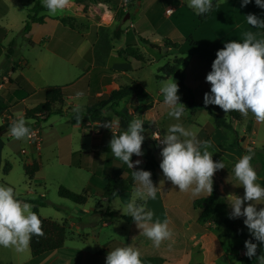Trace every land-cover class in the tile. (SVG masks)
Segmentation results:
<instances>
[{
	"label": "rangeland",
	"instance_id": "obj_1",
	"mask_svg": "<svg viewBox=\"0 0 264 264\" xmlns=\"http://www.w3.org/2000/svg\"><path fill=\"white\" fill-rule=\"evenodd\" d=\"M34 1L35 0H0V22L3 21L8 25L7 33L4 28H0V101L2 99V102H4L3 106H0V109L3 110L0 115L2 122L0 131L4 130V132H1L4 143H7V141L13 138L9 137L7 135L8 132L5 131L9 129L10 123L16 119V114L20 112L24 114V110L22 109L24 107L29 108L33 105L32 103L34 100H30V97L28 98L32 86L27 77L30 78L32 85L36 88L46 85H65L75 80L77 82L82 78V84L89 85L87 90L89 97L85 95L83 98L84 101L88 98V102L86 101L84 103L83 111L92 107L103 108L107 106L110 102L109 98L106 99V97H102L101 99L98 98V96H100L101 93L108 96L111 89L129 84L132 81L139 83L150 93L151 98L148 100L134 97H127L128 99L121 100L115 108L119 116L111 111H106L103 113H108L109 117H102V113L99 117L93 118L95 122H100L102 124L99 133H103V135L99 134L93 138L92 144H94V147H92V149L95 150L96 146H105L107 151L104 155L106 157L112 155L109 142L113 133L118 134L124 131V128H127V122L133 119L138 118L145 120L142 124L144 129L142 134H146L144 135V145H148L151 149H155L160 143L158 140L154 139L153 136L148 137L147 134L150 133L153 135L154 131L163 134L166 132L168 126L173 123H181L186 129L195 132L199 139H202L205 132H209L210 128H215L212 118L202 109L204 107V105H202L204 93L210 91V83L207 82L205 78V82H200V78L206 77V74L211 71L210 66L205 62V58L202 55L193 53L183 54L186 63L180 65V68L184 70L182 72L185 78V84L191 90L192 99L196 104L193 106V112L190 113L191 108L182 97L180 102L185 105V109L179 120L167 114L168 107L164 104L163 96L160 94L159 89L163 83L171 81L174 77L169 76L162 80L155 76L156 74H161L159 69L163 65L170 63L174 55L179 51H186V49L190 47L187 42L183 44L170 42L163 37L159 30L161 21L166 15L163 6H158L154 9L147 8L145 4H142L140 7L135 6L134 9H131L129 18L124 19L129 9L128 0H126L127 4L125 6L120 7L117 5L115 10L109 14H105L91 7L88 2L84 6H81L79 5L80 0H68V9L66 11L68 13L65 14V16L80 34L68 33L64 35L58 30L52 40L46 39L41 44L30 45V39L27 40L24 38L19 34L18 30L22 25V21L25 19L26 8H30ZM39 1L42 3V0ZM72 12H78L79 14L75 13L74 15ZM146 17L150 18L153 27H157L159 31L145 32L147 36H144V39L146 40L143 39L139 42L134 37L133 29L130 27V31L128 30L126 32V27L123 30L125 21H127L126 26H129V22L134 23L135 18L143 21ZM152 20H155V22L153 23ZM40 27H42L40 29L48 28L45 25H40ZM115 27H120L121 29V34L118 39L113 36V29ZM10 40L15 41L12 47L14 48L13 55L7 53L8 42ZM95 43L96 52L95 55H93L92 48ZM127 43H136L138 45L143 54L142 61L128 58L124 53V56L122 55L123 48ZM109 47H111L110 51H112L110 56L107 53ZM92 57L93 64L89 67L92 63ZM26 60L31 64L30 68L25 67L27 64ZM86 69L87 71L84 72ZM78 77H80V79H78ZM104 88L105 91H102ZM25 92L27 94H25ZM178 95H180L179 91ZM65 99L70 100V108L73 109V105L77 102V97H73L72 99H68V97L64 98L60 105L61 109H63L64 104L66 105L67 102H69ZM207 106L220 115L226 114V112L217 105L209 104ZM142 110H146V117L141 114ZM154 112L156 113L155 119L152 118ZM108 119L118 120L120 124H114L113 127L109 129L103 126L104 121ZM69 122V117L60 116L58 114L49 115L41 122L42 133L44 135L42 163L37 177L31 180L32 182H30L25 175L23 170L24 163L22 164V159L19 157L21 148H26L25 139L17 140L12 143L11 147L4 148L7 152L9 151L8 155H10V158L20 164V169L17 168L11 173L13 179V184L11 186H13L17 192L18 198L22 201L28 198L40 200L41 196H39V194L44 193L45 196L42 198L46 204L42 206L41 212L44 216L46 215V218L53 217L52 213L55 209H58L59 214L64 216H66V214L75 216L72 220H75V222L80 225V228L83 229L84 225L87 224L86 221H88L89 216L83 213L82 209L90 207L95 202H98L102 209L108 207L110 210H118L123 213V209L131 198L136 186L130 189V183L133 180L132 174L126 176L121 173L120 178L111 180L105 188L89 196L88 202L85 205L77 204L66 198L60 197L57 193V189L60 185L68 189H70L69 187L78 189V191H76L77 193H86L80 190L83 180L88 176L86 170L73 167L70 169L66 164L69 160L67 152L69 151V144H66L67 139L65 136L71 131ZM29 125H33L32 121ZM94 125H96V123H94ZM220 132L221 130L219 129L211 134L213 142L218 141L219 134H221ZM9 135H11V133ZM34 137H36L35 134L31 138ZM230 138L231 137H229V139ZM58 142L60 143L58 144ZM73 144L80 145V147L84 149L91 145V138L86 137L80 140L74 137ZM54 145H56L57 148L60 147V150L63 151L60 154V157L63 159L61 162H59V158L55 156L56 154L53 155L52 147ZM144 145H141V147H145ZM23 150V153L20 154L24 155L26 150ZM209 151L213 152L212 159L214 161L221 159L225 163L226 168L217 170L214 173L215 175L218 174L217 176L220 177V181L225 180L227 177L226 173H233L232 164L224 157L215 153L212 148H209ZM133 157L139 159L136 155H133L131 159ZM117 160L114 159L116 168L112 171L106 168V171L113 176H117ZM3 165L4 163L2 164V168ZM119 169L124 172V166ZM212 179L215 180L214 177H212ZM217 186L219 191L223 193L221 190L222 186L218 183ZM28 188L34 190L37 195L33 193L28 194ZM114 188L127 189V192L114 197L111 202H107L106 197ZM101 195L104 198H102ZM261 205L264 204H260V206ZM78 219H81V221L79 222ZM220 227L224 228L223 226ZM246 231L248 235H250L247 228ZM234 240L240 241L241 239L234 238ZM258 248L262 251L260 245ZM251 264H256V258Z\"/></svg>",
	"mask_w": 264,
	"mask_h": 264
},
{
	"label": "crops",
	"instance_id": "obj_2",
	"mask_svg": "<svg viewBox=\"0 0 264 264\" xmlns=\"http://www.w3.org/2000/svg\"><path fill=\"white\" fill-rule=\"evenodd\" d=\"M87 2L91 7L104 12L105 14H109L115 10V7L121 2V0H80L79 5L84 6ZM128 2L129 9L126 14H129V16L131 9H134L135 6L140 7L142 4H145L147 8L152 9L157 8L158 6L164 7V13H166V15L162 19L159 28L163 37L170 42H177L180 44L187 42L190 47L189 49H186V51H179L173 56L176 58L181 57L184 60L180 65L186 63L183 54L193 53L204 56L205 62L210 66L211 70V63L215 58L216 51L224 46V42L242 39L245 31H252L257 33L258 38H264V30L251 27L247 24L245 19V15L249 13L264 18V9L256 6L254 0L243 7L241 6V0H215L211 11L202 16L196 15L193 9L188 7V0H128ZM67 9L68 6L66 5L63 11H59L55 15L49 14L48 10L41 12L40 14H46L44 22L31 23L29 31L23 35V37L27 40L30 39L29 44L34 45L41 44L46 39L52 40L58 30L64 35L68 33L80 34L59 21V17L65 16V14L68 13L66 12ZM168 9L171 11L167 12L166 10ZM75 13L76 12H72L74 15ZM76 14L79 13L77 12ZM152 21L153 23L155 22V20ZM126 22L127 21L123 24V30L126 27L127 32L132 28L134 37L139 42L144 39V36H147L145 35V32H159L158 28L153 27L150 18L147 17L143 21L135 18L134 23L129 22V26H126ZM40 25H45L48 28L40 29L42 28ZM1 27L4 28L7 33V23H4L3 21L0 22V28ZM111 52L112 51H110L109 56ZM122 55L124 56L123 52ZM26 62L27 64L25 67L30 68L31 64L27 60ZM92 64L93 57L92 63L89 67ZM87 69L84 72H86ZM179 69L184 71L180 66ZM204 78L205 77L200 78V82H205ZM27 79L32 86L31 93L28 94L29 98L39 87H34L30 78L27 77ZM78 79H80V77H78ZM75 82L76 80L69 84ZM102 91H105V88L102 89ZM25 94L27 93L25 92ZM85 95L88 96L87 92L84 96ZM67 97L68 99H72L73 97H76V94L67 95L65 98ZM179 97L181 101V94ZM65 100L69 102H67L66 105L64 104L62 110L73 111V109L70 108V100ZM86 101L88 102V98L85 102ZM3 103L4 102H2L1 99L0 106H3ZM32 104L34 105L35 102ZM24 109L25 107L22 110ZM0 110L1 115L3 110ZM145 113L146 110L141 111V114L144 117H146ZM238 113L239 119L229 117L228 113L222 115L230 121L236 132L235 134L232 132L227 133L220 128L212 127L209 132H205L201 139L209 141V148H212L215 153L228 160L229 163L232 164V168L234 163L244 155V152L249 148L264 153V123L257 122L251 112H249L247 116L239 111ZM155 115L156 113L154 112L152 116L153 119L156 118ZM60 116L69 117V124L71 127V131L65 136L67 139L66 144H69V151H67L69 160L66 164L70 169L73 167L86 170L88 176L83 180L80 190L83 192L85 191L88 197L105 188L111 180L120 178L121 173L128 176L129 174H132V171L136 170V167L144 169V163L147 158L146 147H141L143 155L138 157L142 164L134 165V168L131 171L127 165L124 166V164L120 162L118 158L117 160L113 154L106 157L104 155L107 151L105 146H96L95 150L92 149V147H94V144H92L93 138L99 134L103 135V133H99L102 124L100 122H95L93 119L95 117H85L79 121H74L70 118L68 113H64ZM42 121L35 124L33 123L32 126L29 125L36 137L25 139L24 142L26 148H21L20 153H23V149H25L26 152L24 155L19 153V157L22 159V164H31L34 161L38 163V170L32 178H28L30 182L37 177L42 163V146L44 141L41 125ZM94 123H96V125H94ZM1 125L2 122L0 118V127ZM219 129L221 130L219 139L217 142H213L211 134ZM124 130H126V127ZM1 132H4V130L0 131V184L11 186L13 184L11 173L17 168L20 169V164L10 158V155H8L9 151L7 152L4 147H11L12 143L17 141V139L12 138L10 141H7V143H4ZM5 132H8L7 135L12 137V135H9L10 132L8 130ZM154 132L153 135L155 134ZM147 136L152 137V134L148 133ZM74 137H77L80 140L90 137L91 145L82 149L80 145L73 144ZM229 137L231 138L229 139ZM234 140H237L240 143L243 151L238 150L236 147L222 145V142H232ZM59 143L60 142H58V144ZM147 147L149 146L147 145ZM52 148L53 155L56 154L55 156L58 157L59 162H61L63 159L60 157V154L63 151L60 150V147L57 148L56 145ZM154 157L157 166L155 169V179L152 181L154 186H157V198L155 200H149L147 202V207L154 212V219L157 217L161 220L167 218L169 221V228L172 232L170 239L163 241L159 248L153 247L152 241L143 235L142 230L136 226L134 221H125L120 218L106 219L97 225L85 224L84 228L81 229L80 225L77 224L75 220H72L75 216L70 214L64 216L59 214L58 209H55L52 213L53 217H48V219L54 220L58 223H62L65 220L67 233L63 245L60 248L44 252L38 256H32L29 248L24 252H17L12 247H0V264H105L107 253L111 249L118 246H124L125 244L140 251L143 264H240L239 258L246 256L244 255V242L242 240H234V237L224 236L223 234L227 232V229L222 224L208 222L202 223L198 220L200 209L194 207L193 201L197 198H204L208 195L206 193H201L199 196L193 197L190 191H179L178 186L173 185L171 181L163 175L162 170L159 167L161 155L158 150H154ZM254 158H256V155ZM114 159L118 161L117 176H113L106 171V168H109L111 171L116 168ZM132 160L135 161L137 158L133 157ZM4 161L8 163V170L6 173L2 170V164L5 163ZM252 164L256 170L258 167L257 165L259 164L258 161L254 159ZM122 166H124V172L119 169L120 167L122 168ZM217 175L214 174L213 177L217 183L222 186L221 190L226 197L229 194L243 196V187L238 185L239 181L235 178L234 173H226L227 177L223 181H220V177ZM257 177V182L264 185V175H257ZM133 186H136L134 179L130 183V189ZM69 188L72 189L71 187ZM72 190L75 192L78 191V189ZM27 192L28 194L33 193L34 195H37V193L31 188H28ZM124 192H127V189L119 195L124 194ZM39 196L43 197L45 195L44 193H40ZM101 197L104 198L102 195ZM87 202L88 198L83 204L85 205ZM256 206L257 208L264 207V205L260 206V204H257ZM41 208L43 207H40V215L42 214ZM95 209L105 210L102 209L98 202H95L92 206L82 209V212L89 216ZM114 211L123 214L118 210ZM41 216L46 218V215L44 216V214ZM238 219H240L241 223L243 222V217H239ZM220 226H223L224 228H221ZM244 227L246 229L245 225ZM258 246L257 250L260 254L261 251ZM255 258L256 257L254 256L252 263Z\"/></svg>",
	"mask_w": 264,
	"mask_h": 264
},
{
	"label": "clouds",
	"instance_id": "obj_3",
	"mask_svg": "<svg viewBox=\"0 0 264 264\" xmlns=\"http://www.w3.org/2000/svg\"><path fill=\"white\" fill-rule=\"evenodd\" d=\"M215 0H188V7L196 15L202 16L211 11ZM253 0H241L245 6ZM49 14L55 15L63 11L68 0H42ZM256 6L264 9V0H254ZM248 25L264 30V18L253 13L245 15ZM206 81L210 83V91L204 93V105H217L226 113L239 111L247 116L249 112L257 122L264 123V38H258L257 33L245 31L242 39L224 42V46L216 51L211 63V71L206 74ZM178 83L172 79L163 83L159 89L163 102L168 107V116L179 118L183 115L185 105L180 102ZM77 102L73 105V112L79 121L84 109V93H76ZM102 117H109L103 113ZM145 120H131L126 130L112 135L109 142L111 153L129 169L141 164L139 159L133 161L131 157L142 156L141 145L145 139L142 124ZM30 120L20 112L16 114L8 131L12 137L29 139L34 133L28 126ZM99 123V122H98ZM118 120L108 119L103 126L111 129ZM154 139L163 147L160 149L161 160L159 167L163 175L171 181L181 192L190 191L193 197L201 193L210 195L213 191L212 177L217 170L226 168L223 160L212 159L209 151L210 143L201 140L192 130L186 129L181 123L168 126L166 132H154ZM253 150L247 149L233 166V173L243 187V196L229 194L227 203L230 206V218L243 217L252 239L244 241V255L256 257V264H264V207L257 208V204H264V185L257 182V172L251 163ZM136 183L131 198L123 209V214L129 216L143 235L152 241L155 248L170 239L172 232L167 218L154 219V212L147 207L149 200L157 198V186L151 179V172L137 168L132 171ZM139 201V202H138ZM34 205L22 201L13 186L0 184V247H12L17 252H24L30 246L32 237L42 236L41 219L33 211ZM257 242L261 246V253L257 254ZM105 264H143L138 249L125 244L111 249L105 258Z\"/></svg>",
	"mask_w": 264,
	"mask_h": 264
},
{
	"label": "trees",
	"instance_id": "obj_4",
	"mask_svg": "<svg viewBox=\"0 0 264 264\" xmlns=\"http://www.w3.org/2000/svg\"><path fill=\"white\" fill-rule=\"evenodd\" d=\"M43 11H47V9L39 0H35L30 8H26V16L25 19L23 20V25L19 30V34H21L22 36L25 35L29 31L30 25L33 22H38V23L44 22V17L46 14H40ZM59 21L62 24L68 26L70 29L75 30L74 25L70 22V20L67 19L66 16L59 17ZM120 34H121L120 27H115L113 29L114 38L118 39L120 37ZM14 43H15L14 40H10L8 42L7 53L10 55L14 54L12 48L14 46ZM92 49H93V55H95L96 43L93 45ZM110 50L111 47L108 48L107 51L108 55ZM123 53L125 54L126 57L132 58L134 60L137 61L143 60V54L140 51L137 44L127 43L123 48ZM183 61L184 60L181 57L180 58L174 57L170 63L163 65L159 69L161 74H156L155 77L158 79H165L168 76H173L174 80L179 85L178 88L179 93L186 100V103L190 106L191 108L190 113H192L193 106L196 104L192 99L191 90L185 84L183 72L179 69V66L180 64L183 63ZM81 80L82 78L73 84L64 85V86L46 85L34 91L30 97L31 98L30 100H34L35 104L29 108L24 109L25 118L27 120L29 119L32 120L33 121L32 123L35 124L38 123L39 121L44 120L49 115L52 114L62 115L64 113H68L72 120L74 121L77 120L76 113H74L73 111L62 110L60 108V105L63 102V99L67 95L76 94L77 92H83L85 94L87 92L89 85L82 84ZM102 97H106V98L108 97L110 100L109 104L107 106H104L103 108L92 107L90 109L82 111L81 113H79L81 119L85 117H98L99 115H101L103 112L106 111H111L117 116H119V113L115 108L118 106V103L121 100L127 97H134L145 100L151 98L150 94L137 82H131L129 84L112 89L108 96L104 94L98 96V98L101 99ZM202 105H204V103ZM202 109H204L208 113V115L212 118V121L216 128H220L224 132H232L234 134L236 133L230 121L226 117L213 111L207 105H204ZM227 113L229 117L234 119H239L238 111H229ZM128 123L129 122H127V125ZM144 144H145V139L142 145ZM222 145L236 147L238 150L243 151L242 146L237 140H234L232 142H222ZM144 146L146 147V152H147V158L144 163V170H149L151 172V179L154 180L155 169L157 166V162L154 157V150H158L160 152V149L163 147V145H158V147H156L154 150L147 147L146 145ZM252 150L254 155L251 163L254 161V159L258 161L259 164L256 169L257 175L259 176L264 175V153H262V151L259 152L255 149ZM246 151L244 152V154H246ZM255 155L256 158H254ZM124 166L126 165L124 164ZM38 167H39L38 163L35 161L32 162L31 164H23L24 173L28 178H32L34 176L35 172L38 170ZM2 170L4 173L7 172L8 170L7 162L4 163ZM124 190L125 189H121V188L112 189L109 195L106 197V200L108 202L111 201V199L119 195ZM57 193L60 197L66 198L77 204L85 203L88 198V195L86 193L81 194L74 192L63 185H60L58 187ZM24 201H27L34 205L33 211L36 212L40 217L42 221L41 227L44 233L42 236L34 235L32 237L29 246L30 254L32 256H38L44 252L60 248L64 243L67 233V226L65 220L62 223H58L54 220L42 217L40 215L39 207L45 206L46 204L42 196L40 197V200L25 199ZM193 205L194 207L200 209V213L198 216V220L200 222L202 223L208 222L213 224L224 225L227 229V232L223 234L224 236L240 238L243 242L246 239H252L251 236L248 235V233L246 232L244 225L241 223L239 219L230 218L229 214L231 210L227 203V197L219 191L217 182L215 180H213L212 193L204 198L195 199L193 201ZM113 218H120L125 221H133L129 216L120 214L114 210H110L107 208L105 210H100V209L93 210L89 215V219L88 221H86V223L88 225H97L106 219H113ZM78 221L80 222L81 219H78ZM257 244L259 243L257 242ZM257 254L259 255L258 250H257ZM239 259H240V264H251L253 257L250 259L249 257L244 256V257H240Z\"/></svg>",
	"mask_w": 264,
	"mask_h": 264
},
{
	"label": "built area",
	"instance_id": "obj_5",
	"mask_svg": "<svg viewBox=\"0 0 264 264\" xmlns=\"http://www.w3.org/2000/svg\"><path fill=\"white\" fill-rule=\"evenodd\" d=\"M127 4V1L126 0H121V2L118 4V6H120V7H123V6H125ZM167 12H169V11H171L170 9H168V10H166ZM22 152H23V150H22Z\"/></svg>",
	"mask_w": 264,
	"mask_h": 264
},
{
	"label": "water",
	"instance_id": "obj_6",
	"mask_svg": "<svg viewBox=\"0 0 264 264\" xmlns=\"http://www.w3.org/2000/svg\"><path fill=\"white\" fill-rule=\"evenodd\" d=\"M128 17H129V14H126L124 19H126V18H128Z\"/></svg>",
	"mask_w": 264,
	"mask_h": 264
}]
</instances>
